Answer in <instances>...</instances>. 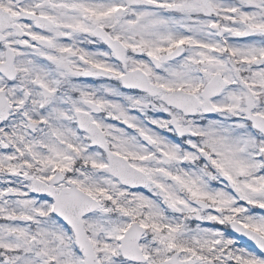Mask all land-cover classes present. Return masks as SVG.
Instances as JSON below:
<instances>
[{"label":"snow or ice","instance_id":"snow-or-ice-1","mask_svg":"<svg viewBox=\"0 0 264 264\" xmlns=\"http://www.w3.org/2000/svg\"><path fill=\"white\" fill-rule=\"evenodd\" d=\"M0 264H264V0H0Z\"/></svg>","mask_w":264,"mask_h":264}]
</instances>
